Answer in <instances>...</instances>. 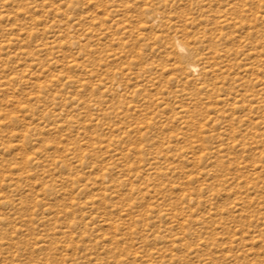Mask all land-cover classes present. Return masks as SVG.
<instances>
[{"label": "rangeland", "instance_id": "obj_1", "mask_svg": "<svg viewBox=\"0 0 264 264\" xmlns=\"http://www.w3.org/2000/svg\"><path fill=\"white\" fill-rule=\"evenodd\" d=\"M0 264H264V0H0Z\"/></svg>", "mask_w": 264, "mask_h": 264}, {"label": "bare ground", "instance_id": "obj_2", "mask_svg": "<svg viewBox=\"0 0 264 264\" xmlns=\"http://www.w3.org/2000/svg\"><path fill=\"white\" fill-rule=\"evenodd\" d=\"M193 67V66H192ZM198 70V69H197Z\"/></svg>", "mask_w": 264, "mask_h": 264}]
</instances>
